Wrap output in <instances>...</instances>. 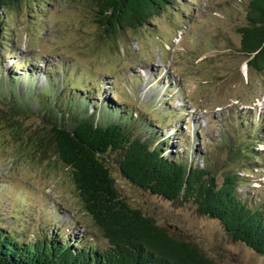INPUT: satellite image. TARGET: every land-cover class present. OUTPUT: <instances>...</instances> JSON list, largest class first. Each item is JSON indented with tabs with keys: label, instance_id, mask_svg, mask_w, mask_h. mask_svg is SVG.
<instances>
[{
	"label": "rangeland",
	"instance_id": "374dc122",
	"mask_svg": "<svg viewBox=\"0 0 264 264\" xmlns=\"http://www.w3.org/2000/svg\"><path fill=\"white\" fill-rule=\"evenodd\" d=\"M40 1L35 7L27 1L0 8L1 63L21 75L15 86L19 95L26 97L34 84L40 99L29 101L32 125L44 124L47 112L40 107L46 104L75 113L63 103L68 92L88 96L90 106L84 104L83 110L99 113L103 122L108 120L101 111L105 99L119 106L128 101L127 110L134 106L128 122L133 134L149 140L156 137L151 131L165 136L166 154L187 155L194 164L211 168L218 183L228 172L237 173L240 196L264 209V72L248 68L237 30L246 23L250 0H176V7L160 17L115 36L102 32L84 0H48L43 7ZM36 56L43 68L55 72L57 82L67 83L59 86L58 100L42 92L50 82L46 73L32 79L31 64L20 67L25 57ZM67 70L74 77L68 81ZM80 83L82 91L75 88ZM115 90L120 97L111 94ZM3 103L0 92V107ZM259 121L263 144L254 146L251 156L238 153ZM27 147L0 125V226L22 239H32L39 227L107 247L108 240L84 212L69 170L54 165L53 154ZM107 162L123 198L176 236L197 243L218 264H264V254L234 241L220 220L200 214L190 202L168 200L135 185L120 171L114 153ZM55 205L60 206L57 214L50 210Z\"/></svg>",
	"mask_w": 264,
	"mask_h": 264
},
{
	"label": "trees",
	"instance_id": "16d2710c",
	"mask_svg": "<svg viewBox=\"0 0 264 264\" xmlns=\"http://www.w3.org/2000/svg\"><path fill=\"white\" fill-rule=\"evenodd\" d=\"M27 1L34 6L38 0H0V8H18ZM84 1L93 9L94 21L109 36L138 29L177 5L176 0ZM38 4L43 7L48 0ZM237 30L248 68L264 72V0L249 1L246 23ZM12 90L0 107V125L9 129L18 143L39 148L40 154H53L54 165L60 163L69 170L84 212L108 245L41 229L32 239H22L0 227V264H218L197 243L176 236L121 196L107 162L112 153L122 174L135 185L168 200L196 205L200 214L220 220L234 241L264 254V209L240 196L237 173L228 172L218 183L211 168L167 156L155 139L133 134L126 118L116 121L111 116L103 122L78 105L72 106L77 99L87 102L78 94L69 96L72 100L65 104L75 108V113L59 112L47 104L49 108L40 107L47 112L44 124L34 126L29 122L32 105L24 103L13 86ZM32 95L28 97L34 98ZM251 140L248 137L237 152L251 156L256 146Z\"/></svg>",
	"mask_w": 264,
	"mask_h": 264
}]
</instances>
